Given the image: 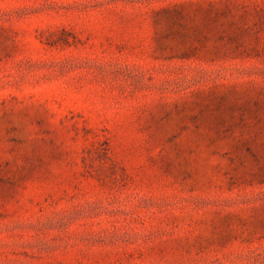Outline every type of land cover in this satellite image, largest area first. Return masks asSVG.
<instances>
[{
    "label": "rangeland",
    "instance_id": "374dc122",
    "mask_svg": "<svg viewBox=\"0 0 264 264\" xmlns=\"http://www.w3.org/2000/svg\"><path fill=\"white\" fill-rule=\"evenodd\" d=\"M0 264H264V0H0Z\"/></svg>",
    "mask_w": 264,
    "mask_h": 264
}]
</instances>
